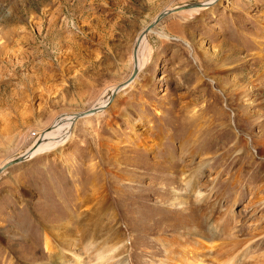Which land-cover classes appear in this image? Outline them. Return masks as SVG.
<instances>
[{"label": "rangeland", "instance_id": "1", "mask_svg": "<svg viewBox=\"0 0 264 264\" xmlns=\"http://www.w3.org/2000/svg\"><path fill=\"white\" fill-rule=\"evenodd\" d=\"M205 2L0 0V170L167 12L0 171V264H264V0Z\"/></svg>", "mask_w": 264, "mask_h": 264}, {"label": "bare ground", "instance_id": "2", "mask_svg": "<svg viewBox=\"0 0 264 264\" xmlns=\"http://www.w3.org/2000/svg\"><path fill=\"white\" fill-rule=\"evenodd\" d=\"M213 1H215V0H206V2H205L206 4L205 5L206 6L207 5H210L211 3H213ZM196 5L194 7H192L190 11H192V12L193 11L194 12H199L200 10L206 9V8H200L199 7V4H196ZM183 6H185V5H183ZM166 11H168V10H166ZM163 13H165V12H163ZM147 47H148L147 46V38L145 36L144 37H141L139 39V41H138L137 46H136L134 60L132 58V64H133V66H135L136 72L137 71L140 72L142 70L143 66L145 65V63L147 62L146 60H147V56L148 55L147 54H144V51L146 50ZM135 74H134V76H135ZM134 76L132 77L131 81L133 80ZM131 81H129V82H131ZM128 83H124V85H126ZM120 87H122V86H120ZM123 88H125V86L122 87V89ZM115 90H117V88L116 89H111V91L109 90L110 92L105 93V95L103 97L106 100L109 101L110 98H111L112 91H115ZM103 97L100 99L99 103L97 104V107H99V105L102 104V102L104 101V98ZM100 106H103V105H100ZM97 107L96 108H91L92 110H94L93 113H95L97 111V109H100V107L99 108H97ZM93 113H91V114H93ZM88 115H90V114H88ZM66 117H68V115H66ZM71 119H72V117L69 115V118H61L60 120H56L54 122V124L51 126L52 129L51 130H49V129L44 130L45 132L43 131L41 133L40 137L27 150V152L24 153L19 158H24V160H26V159H29V158H31L32 156H34V155H36L38 153H42L44 151H48L51 148H53L56 145H58L60 142H62L66 138L67 132L70 129V125H71V121H72ZM247 121H248L249 126H253V125L259 123L257 119H252V120H249L248 119ZM53 139H58V140L55 141ZM242 139L243 138H238L237 142H235L236 143L235 144V149H236L235 152H237V153L239 151H243V152L246 153V149H245L246 148V143L242 144ZM256 143H258V145H263L264 146V138L261 140V142L256 141ZM260 155L264 158V150L263 149H260ZM24 160H22V161H24ZM5 166L1 170H3L5 168ZM184 181H185V185L189 188V190H193V186H194V182H195L194 176L191 175L190 173H188V174L186 173L185 174V177H184ZM178 197H179L178 195H175V198L176 199ZM107 202H104V203L107 204ZM107 207H109V206H106L105 211L108 210ZM102 209L103 208H101V210ZM68 229H69V226H68ZM61 241H62V239H61ZM72 243L73 242L71 240H69L68 242H66V245L65 246L69 247ZM43 245H44V248H45L46 253H48L49 255H52L53 253L56 254L55 257H54V261L53 262H55V263L61 262V258L62 257H61L60 252H59L60 250L59 251H56V252L53 251L54 246L52 245L49 237L47 236V233H44L43 234ZM201 257H203V256H201ZM229 258L232 259V257H229ZM76 261H77L76 264H78V260H76ZM225 261H227V260H225Z\"/></svg>", "mask_w": 264, "mask_h": 264}, {"label": "water", "instance_id": "3", "mask_svg": "<svg viewBox=\"0 0 264 264\" xmlns=\"http://www.w3.org/2000/svg\"><path fill=\"white\" fill-rule=\"evenodd\" d=\"M166 13L167 12H165V13H161V14H159L158 16H156V18L148 25V26H146L140 33H139V35L137 36V38H136V40H135V42H134V45H133V48H132V58H133V60H134V56H135V51H136V46H137V44H138V41H139V39H140V37L141 36H143V35H145V33L152 27V26H154L157 22H158V20L159 19H161L162 17H164L165 15H166ZM136 73V68H135V66H133L132 67V71H131V74H130V76L122 83V84H119L116 88L118 89L121 85H123L124 83H128L129 81H131V79H132V77L134 76V74ZM116 93V91H112V93H111V97L112 96H114V94ZM110 100H111V98H110ZM110 100L108 101V103L110 102ZM93 111L94 110H92V109H88V110H86V111H84V112H80V113H77V114H74V115H72V121L71 122H73V121H75V120H77L78 118H82V117H84V116H86V115H88V114H91V113H93ZM22 160H24V158H17L16 160H14V161H12V162H9L8 164H14V163H19V162H21ZM7 164V165H8ZM6 165V166H7Z\"/></svg>", "mask_w": 264, "mask_h": 264}]
</instances>
